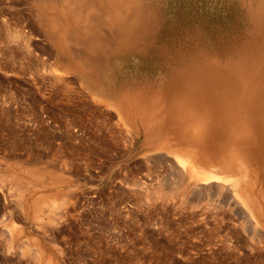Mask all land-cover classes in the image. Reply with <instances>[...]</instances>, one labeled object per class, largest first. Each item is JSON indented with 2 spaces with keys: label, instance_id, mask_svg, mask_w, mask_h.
<instances>
[{
  "label": "rangeland",
  "instance_id": "374dc122",
  "mask_svg": "<svg viewBox=\"0 0 264 264\" xmlns=\"http://www.w3.org/2000/svg\"><path fill=\"white\" fill-rule=\"evenodd\" d=\"M262 41L264 0H0V264H264V216L192 187L167 115Z\"/></svg>",
  "mask_w": 264,
  "mask_h": 264
},
{
  "label": "bare ground",
  "instance_id": "6f19581e",
  "mask_svg": "<svg viewBox=\"0 0 264 264\" xmlns=\"http://www.w3.org/2000/svg\"><path fill=\"white\" fill-rule=\"evenodd\" d=\"M241 52L229 61L213 60L192 70L188 88L182 87L186 91H174L167 115L177 138L191 144L192 158H176L181 169L186 168L192 187L216 192L229 187L233 195L230 204L259 225L264 216V173L255 153L259 120L264 116V45ZM76 64L81 69L87 66L81 59Z\"/></svg>",
  "mask_w": 264,
  "mask_h": 264
}]
</instances>
